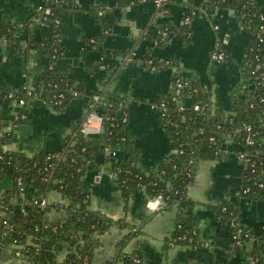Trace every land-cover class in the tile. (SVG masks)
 Instances as JSON below:
<instances>
[{
    "label": "trees",
    "instance_id": "16d2710c",
    "mask_svg": "<svg viewBox=\"0 0 264 264\" xmlns=\"http://www.w3.org/2000/svg\"><path fill=\"white\" fill-rule=\"evenodd\" d=\"M33 9L32 18L24 22L30 29L34 19L52 25L49 38H39L33 30H29L25 44L18 36L21 22L5 21L0 24V40L6 42L15 52H23L28 59L34 50L47 49L49 63L46 71L39 76L34 85L23 83L16 90H8L0 86V105L4 101L13 103L16 116L13 125L24 122L28 117V103L31 98H40L57 109H64L76 98L88 93L82 82L76 81L58 67V60L65 53L63 34L65 16L74 12L77 0H40ZM217 6L232 8L240 14L245 27L250 31V41L240 68L243 79L237 86V94L227 110L213 111L214 102L211 88L194 72H185L180 62L169 57L161 59L153 54V46L161 45L174 34H179L183 42L191 39L190 21L178 26L164 23L157 27L155 36L150 38L143 55V64L150 68L152 60L157 69L171 68V82L167 92L160 93L155 101L164 102L166 110L161 116L168 131L172 151L153 169L146 171L139 163V150L134 137L123 121V103L127 110L128 98L124 96H106V89L114 77L110 69L108 57H117V50H107L95 64L87 66L89 72L99 75L102 88L93 92L100 93L99 100L94 102L104 116V129L94 135H86L78 127L68 136L59 158L51 151L39 150L33 154L10 150L6 146L18 139L14 128L4 127V118L0 117V180L9 176L12 180L10 188L0 192V247L18 244L16 247L23 258L33 264H96L94 255L101 244L102 235L112 226L128 227L130 233L124 235L117 243V251L106 264H142L143 255L136 250H125L131 238L142 231L147 215L141 223L131 224L125 217L114 218L107 213L91 207V191L82 184V178L90 169L107 168L114 174V180L120 188L125 201V208L140 188H145L151 196L161 195L167 202L166 207L177 205L183 210L173 228L167 242L171 244L200 246L202 241L201 217L194 210L195 200L189 193V186L195 180L197 165L205 159H219L228 151L229 146L238 145V152H244L243 194L249 199L264 198V0H207ZM41 4L49 12L38 9ZM99 18H104L99 11L105 6L94 7ZM168 9L166 2L160 10ZM47 16L44 18V16ZM263 26V27H262ZM102 34L87 38L86 47L93 48L104 44L110 28L102 19ZM166 31V35L164 32ZM263 37L261 40L260 37ZM23 47V48H22ZM103 49H105L103 47ZM226 58H228V52ZM25 67L24 72H28ZM182 83L181 86L178 84ZM92 94L87 96V107L93 101ZM191 97L189 104L184 99ZM24 98V104L17 100ZM199 103V108L195 105ZM26 116L23 117L22 115ZM252 126V130L246 128ZM234 132V134H231ZM231 134V135H230ZM251 134L252 143L246 141ZM213 136V139H211ZM111 146L119 150L113 158L106 152ZM124 152V158L120 157ZM104 158L100 160L99 154ZM260 183H263L261 185ZM52 190L61 191L68 197V203L49 202L45 208L35 199L47 195ZM220 223L227 226L232 236L244 226L238 207L230 201L213 205ZM65 209L66 218H53L52 209ZM12 212L11 216L5 215ZM250 242L233 241L235 250L242 251L247 244L249 258H256V264H264V235L255 233L252 228ZM243 240L249 239L242 235ZM60 239L74 245L65 258L60 260L56 252V244ZM207 264V263H199Z\"/></svg>",
    "mask_w": 264,
    "mask_h": 264
},
{
    "label": "crops",
    "instance_id": "0c3cea01",
    "mask_svg": "<svg viewBox=\"0 0 264 264\" xmlns=\"http://www.w3.org/2000/svg\"><path fill=\"white\" fill-rule=\"evenodd\" d=\"M255 1L262 3L263 0ZM40 2L0 0V24L5 21H28ZM166 5L168 9L160 11L155 0H77L78 8L64 18L65 53L58 60V67L82 82L88 93L73 99L64 109L54 108L43 99L31 98L27 119L15 126L14 105L4 101L0 105L4 127L14 128L18 135V139L6 147L27 154L39 150L60 152L68 136L81 124L88 111L87 96L102 88L99 75L89 72L87 66L95 64L104 50L112 49L121 54L115 58L108 57L114 77L107 86L106 96L128 98L127 127L139 150V163L146 171L153 169L172 151L168 131L155 101L160 93L169 90L172 69L151 70L143 64V55L159 25L167 23L172 27L178 26L188 12L192 13L191 39L185 43L179 34H174L163 44L154 45L153 54L161 59L176 58L185 72H194L210 86L214 110H227L243 79L240 60L250 41V31L237 11L207 0H168ZM98 6H105V17L102 19L106 20L110 33L103 46L86 47L87 38L102 34V19L94 8ZM52 29L50 23L36 18L30 29L26 24L22 25L18 36L24 45L29 30H33L37 37L46 39L51 36ZM218 46L227 50L226 60L219 61L212 57ZM48 63L47 49L34 50L26 59L23 52H15L7 42L0 40V86L8 90H16L25 82L34 85L46 71ZM25 67L30 70L24 72ZM191 100V97L185 98L184 104H189ZM229 148L222 158L202 160L197 165L195 180L188 189L190 197L195 200L194 210L201 217L203 244L200 246L170 245L167 242L176 221L184 212L177 205L165 206L157 211L149 209L147 201L152 196L145 188L136 192L126 209L121 190L109 169L88 170L82 184L91 191V207L114 218L125 217L129 223L139 224L151 214L142 231L134 235L125 248L127 252L141 251L142 264H250L246 253L250 244L237 252L229 228L219 222L213 207L223 200L232 202L238 207L242 222L255 233L264 235V198L249 199L243 194L244 166L239 156V146ZM120 157L124 158V152ZM11 185L9 176L3 178L0 180V191ZM48 198L51 202L68 203L67 196L58 190L49 192ZM50 216L64 219L67 212L54 208ZM129 233L128 227L112 226L107 230L96 248L95 263L106 264L112 259L117 251V243ZM55 249L62 260L75 246L60 239ZM15 260L11 247H0V264H12Z\"/></svg>",
    "mask_w": 264,
    "mask_h": 264
},
{
    "label": "built area",
    "instance_id": "2783aa9c",
    "mask_svg": "<svg viewBox=\"0 0 264 264\" xmlns=\"http://www.w3.org/2000/svg\"><path fill=\"white\" fill-rule=\"evenodd\" d=\"M167 1L168 0H155V5L160 10L162 5L165 2H167ZM41 8H42V6L40 4L38 9H40L42 11H45V12H49L50 11V9L48 7L44 8V9H41ZM104 13L105 12L103 10L99 11L100 15H103ZM46 17L47 16L45 15L44 18H46ZM190 20H191L190 16H187L185 18L186 22H188ZM164 34L166 35V31L164 32ZM260 38H261V40L263 39L262 36ZM2 41L6 42L7 40H6L5 37H3ZM212 57L215 58L216 60H219V61L226 60V52H225L224 48L222 46H218L217 51H215L212 54ZM149 63L151 65L150 66L151 70H158L157 66L153 63L152 60H150ZM178 85L181 86L182 83H179ZM100 97H101L100 93L92 94L93 101L89 104L88 111L85 114V116H84V118H83V120H82V122L80 124L81 131L84 134H86V135H94V134L100 133L104 129V124H103L104 123V116L96 107H94V102L99 100ZM25 102H26V100L24 98H20V99L17 100V104H24ZM125 105L123 103H121L119 108H121V110H123V113H124L123 121L128 122L129 113H128V110H126ZM157 106L160 108V113H161V116H162L164 114L165 110H166L164 102H161ZM199 106H200L199 103H197L195 105L196 108H199ZM214 107L215 106L213 105V111H215ZM22 116L25 117L26 115L23 114ZM246 128L248 130H250V131L253 129L251 125H247ZM231 134H234V132H232ZM211 139H213V136H211ZM246 141L248 143H252L253 142V138H252L251 134L247 135ZM106 152L113 158L117 157L118 154H119V150L116 149V148H112L111 146H107L106 147ZM59 153L60 152H51V154L53 156H55L56 159L59 158ZM239 156L241 157V159H243L245 157V153L244 152H239ZM111 175L114 178V174L112 172H111ZM260 184L263 185V183H260ZM0 192H2V191H0ZM48 194L47 195L37 196L36 199H35V203H39L42 208H45L46 205L49 202H51L49 200V198H48ZM166 204H167V202L164 200V198L161 195L152 196L147 201V207L149 209L153 210V211H157L158 209L165 207ZM5 215L11 216L10 212L5 213ZM242 235H244L245 238L248 237L249 239L243 240ZM231 237H232V241H235L237 243H239L241 241H245V242L249 243L251 238H252V233H251L250 228H248L246 225H244V226H239L238 227V232L233 233ZM18 246H20V245L15 244V243L13 245L9 246V247H11L12 252L14 253V256H15V259H16L15 261L12 262V264H33V262H31L28 259L22 257L20 251L16 249V247H18ZM249 261H250V264H256L257 259L256 258H250Z\"/></svg>",
    "mask_w": 264,
    "mask_h": 264
},
{
    "label": "water",
    "instance_id": "95a60500",
    "mask_svg": "<svg viewBox=\"0 0 264 264\" xmlns=\"http://www.w3.org/2000/svg\"><path fill=\"white\" fill-rule=\"evenodd\" d=\"M98 158H99L100 160H103V158H104V154H103V153H100L99 156H98Z\"/></svg>",
    "mask_w": 264,
    "mask_h": 264
}]
</instances>
